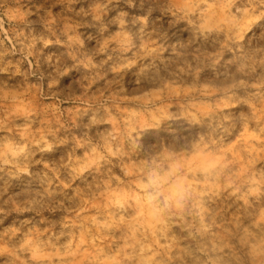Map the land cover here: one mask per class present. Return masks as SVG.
I'll return each mask as SVG.
<instances>
[{"label":"clouds","instance_id":"1","mask_svg":"<svg viewBox=\"0 0 264 264\" xmlns=\"http://www.w3.org/2000/svg\"><path fill=\"white\" fill-rule=\"evenodd\" d=\"M145 2L142 16L119 14V31L101 44L115 45L102 64L90 57L79 61L123 83L113 91L105 88L109 95L98 106L83 109L77 127L65 121L34 130L40 122L31 119L27 89L0 79V91L15 89L14 109H25L15 130L0 131V173L8 177L0 188V213H13L0 224L11 258L0 264H75L85 254L91 264H152L159 251L144 231L151 224L154 237L167 215L183 219L186 203L182 191L166 188V177L155 173L129 186L124 161L128 142L134 143L142 126L137 106L151 101L163 112L160 105L175 100L185 115L229 124L231 112L244 126L264 117V0H168L163 12ZM14 9L13 0H0V30L2 17ZM2 34L12 48L0 47V72L15 67L6 59L9 53L26 59L37 43H49L43 36ZM69 69L58 67L52 83ZM73 79L65 87L73 89ZM113 95L117 99L109 103ZM77 148L83 149L79 155ZM233 162L236 170L223 183L228 164L218 165L212 187L235 211L227 220L206 223L207 210L196 206L198 233L207 239L179 249L192 264H264V142L228 163ZM124 225L130 234L122 239Z\"/></svg>","mask_w":264,"mask_h":264},{"label":"rangeland","instance_id":"2","mask_svg":"<svg viewBox=\"0 0 264 264\" xmlns=\"http://www.w3.org/2000/svg\"><path fill=\"white\" fill-rule=\"evenodd\" d=\"M167 2L150 0L152 11L163 12ZM13 3L15 9L2 17L0 40H4V44L0 47L12 48L3 32L8 33L9 39L14 33L22 32L29 38L43 36L49 43H37L33 55L26 59L9 53L6 59H12L15 67L0 72V79L21 90L27 89L24 96L34 112L31 119L40 122L34 125V130L41 125L54 129L65 121L73 128L77 127L83 109L98 106L101 98L109 95L105 88L113 91L123 83V80L110 81L101 68H89L79 61L90 57L93 64H102L115 45L109 43L102 49L101 44L119 31V14L127 12L129 19L133 12L142 16L148 3L145 0H13ZM58 67L61 71L70 69L52 83L51 78L56 76ZM70 78H74L73 89L65 87V81ZM14 92L15 89L0 91V131L12 132L25 120V109L13 107ZM116 99L113 95L109 103ZM160 107L165 111H157L151 101L137 106L141 114L137 118L142 117V126L137 128L134 143L127 144L124 175L130 186L134 181H146L150 173H155L157 177H166V188L177 187L184 193L183 219L167 215L163 223L156 225L154 237L151 224L144 234L159 251L152 264H192L179 249L189 245L196 248L207 239L206 235L198 233L200 216L196 214L199 211L196 206L202 204L207 210L203 213L206 223L227 220L235 211L231 201H221L219 189L213 188L212 184L219 171L218 165L228 164L220 177L223 183L237 167L234 162H228L238 159L249 146L264 142V117L244 126L243 121L231 112V121L225 124L215 117L185 115V108L175 100ZM82 151L77 148L76 154ZM7 180L8 177L0 173V188ZM11 215L13 213H0V224ZM119 234L122 239L127 238L130 234L128 226H122ZM137 236L139 238L140 233ZM7 238L5 233H0V261L11 259L4 244ZM67 239L66 236L61 242ZM163 245H171V251ZM75 264H91V261L85 254ZM125 264H139V261H126ZM230 264L237 262L231 261Z\"/></svg>","mask_w":264,"mask_h":264}]
</instances>
